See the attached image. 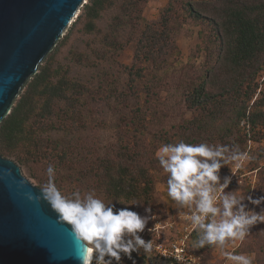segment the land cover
<instances>
[{
    "label": "rangeland",
    "instance_id": "rangeland-1",
    "mask_svg": "<svg viewBox=\"0 0 264 264\" xmlns=\"http://www.w3.org/2000/svg\"><path fill=\"white\" fill-rule=\"evenodd\" d=\"M88 2L82 1L61 45L57 42L51 51V83L65 80L73 87L52 104L49 118L35 125L42 160L47 161L33 164L24 149L10 153L1 141L0 157L40 190L38 182H47L51 164L56 185L66 196L76 189L82 194L94 190L106 203L142 215L144 206L151 207L154 216L141 236L153 241L154 251L150 258L133 253L136 264H227L217 248H192L196 232L188 229V210L178 209L168 198L167 177L155 152L179 140L237 145L254 159L238 170L231 163L220 169L221 177L231 176L225 191L264 195V123L260 119L250 127L241 115L245 109V116L264 113V70L243 81L218 63L221 52L212 26L189 17L182 9L185 0H112L92 33L84 30ZM168 5L172 10L165 13L164 24ZM202 86L214 99L193 107ZM244 92L250 94L249 101ZM62 153L66 156L60 160ZM120 175L137 192L133 201L109 194L107 176ZM181 242L185 251L176 259L171 246ZM226 250L254 254V264H264V223L253 226L242 244H229ZM123 264L132 262L124 259Z\"/></svg>",
    "mask_w": 264,
    "mask_h": 264
},
{
    "label": "clouds",
    "instance_id": "clouds-1",
    "mask_svg": "<svg viewBox=\"0 0 264 264\" xmlns=\"http://www.w3.org/2000/svg\"><path fill=\"white\" fill-rule=\"evenodd\" d=\"M155 158L167 177L168 198L178 209L188 210L186 219L196 232L192 248H217L227 264H254V254L227 251L226 247L242 244L253 226L264 223V207H260L264 205V195L243 197L232 190L225 191L231 176L220 175V169L227 164L238 170L254 157L237 145L179 140L162 144ZM0 174L11 176V171L0 169ZM46 175L47 182L35 199L49 206L57 222L69 226L83 252L77 257L78 264H123L124 259L136 264L133 253L150 258L154 243L146 241L141 233L154 216L151 207L144 206L142 215L130 207H117L118 203H106L94 190L82 194L76 189L66 196L56 185L53 165H48ZM28 199L34 197L29 195Z\"/></svg>",
    "mask_w": 264,
    "mask_h": 264
},
{
    "label": "water",
    "instance_id": "water-1",
    "mask_svg": "<svg viewBox=\"0 0 264 264\" xmlns=\"http://www.w3.org/2000/svg\"><path fill=\"white\" fill-rule=\"evenodd\" d=\"M83 0H0V122L55 48ZM0 264H78L69 226L9 160L0 157ZM22 182V183H21ZM31 195L34 199L29 200Z\"/></svg>",
    "mask_w": 264,
    "mask_h": 264
},
{
    "label": "trees",
    "instance_id": "trees-1",
    "mask_svg": "<svg viewBox=\"0 0 264 264\" xmlns=\"http://www.w3.org/2000/svg\"><path fill=\"white\" fill-rule=\"evenodd\" d=\"M111 4L112 0H89L84 8V30L87 33L95 30L94 22ZM182 9L192 19L212 26L213 39L221 52L217 58L218 63L231 69V74H238L244 81L250 80L245 76L253 78L257 72L264 70V0H185ZM171 10V5H168L164 9V14ZM166 17L167 14L163 16L164 19ZM58 45H61V40L58 41ZM52 58L53 52H50L43 60V65L37 68V73L25 82L23 86L26 87L25 93L0 124V141L6 144L4 150L14 153L17 149H24L33 164L47 161L42 160L44 153L40 152V142L36 140L35 125L48 119L52 104L58 99H63L65 93L73 87L65 80L51 83L49 65ZM204 86L200 88L202 95L199 93L192 102L193 107L213 101L214 98L205 93ZM244 95L249 101L250 94L247 96L244 92ZM256 103L254 101L252 105ZM245 110L241 115L246 119L248 126H255L260 119L264 123L263 112L249 113L245 116ZM65 156V153H62L60 160ZM15 159L20 163H26V160L17 156ZM107 182L108 192L114 199L129 202L138 197L124 175L116 178L107 176ZM38 183L43 186L45 184L40 181Z\"/></svg>",
    "mask_w": 264,
    "mask_h": 264
},
{
    "label": "built area",
    "instance_id": "built-area-1",
    "mask_svg": "<svg viewBox=\"0 0 264 264\" xmlns=\"http://www.w3.org/2000/svg\"><path fill=\"white\" fill-rule=\"evenodd\" d=\"M188 229H190L191 232L193 231V229L191 228L190 222L188 224ZM183 246H184L183 242L172 244L171 249L175 253L176 259H179V257L184 253L185 250H184Z\"/></svg>",
    "mask_w": 264,
    "mask_h": 264
}]
</instances>
